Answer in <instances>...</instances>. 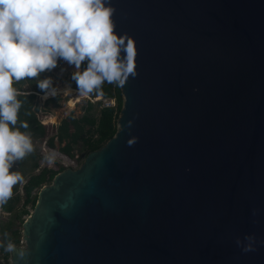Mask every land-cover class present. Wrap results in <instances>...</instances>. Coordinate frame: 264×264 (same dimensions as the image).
<instances>
[{
    "label": "water",
    "instance_id": "water-1",
    "mask_svg": "<svg viewBox=\"0 0 264 264\" xmlns=\"http://www.w3.org/2000/svg\"><path fill=\"white\" fill-rule=\"evenodd\" d=\"M106 3L135 46L117 131L0 264H264V0Z\"/></svg>",
    "mask_w": 264,
    "mask_h": 264
},
{
    "label": "clouds",
    "instance_id": "clouds-1",
    "mask_svg": "<svg viewBox=\"0 0 264 264\" xmlns=\"http://www.w3.org/2000/svg\"><path fill=\"white\" fill-rule=\"evenodd\" d=\"M113 11L106 0H0V203L23 181L20 171H10L13 162L33 150L30 134L21 130L28 122L16 126L22 100L14 80L51 69L58 58L75 66L71 75L82 96L99 94L106 81L122 85L135 75L134 40L113 31ZM51 84V77L37 81L41 89ZM46 158L52 161L55 152ZM247 239L243 250L254 247V238Z\"/></svg>",
    "mask_w": 264,
    "mask_h": 264
},
{
    "label": "trees",
    "instance_id": "trees-1",
    "mask_svg": "<svg viewBox=\"0 0 264 264\" xmlns=\"http://www.w3.org/2000/svg\"><path fill=\"white\" fill-rule=\"evenodd\" d=\"M85 65L86 63L83 64L84 67ZM26 82L35 84V76L24 77L19 81H13V84L20 90L19 86ZM69 82L77 87L75 80H70ZM90 94L91 96H113L117 99V104L115 107L99 106V110L93 112L92 109L95 107V103L89 100L83 115L76 116L70 113L62 119L57 126L56 132L52 135H48L46 124L41 121L37 114V111L43 108L37 100V95L33 92H19L17 98L22 100V103L18 110L16 126H19L21 120H26L28 122V127L26 129L21 128L22 131L28 132L34 137L47 138L49 148L54 151L58 150L60 155L65 158L75 157L74 149L78 144H81V147L85 149L88 154L90 151L100 148L116 133L121 104H123L121 86L115 82L110 83L106 81L102 84L99 94H97L95 90ZM60 98V96H55L47 99L44 108H48L47 106H51V104L55 103ZM102 103V100H99V104L101 105ZM57 143L59 145L58 147ZM33 158L34 162L32 164V169H38V171L29 174L23 184L24 198L22 207L19 211L17 210V204L22 199V195L19 192L20 182L12 186L11 195L1 203L4 211L13 214V217L8 221L0 220V250L3 252V256L6 259L9 257V248L7 244L9 242L18 243L22 236L21 229L15 225L13 219H19L23 224V215L30 213V209H28L27 206L29 204H32V207L35 206L39 189L45 183L51 182L56 173L66 168V166L62 164H59L57 169L47 165L40 167L36 154H33Z\"/></svg>",
    "mask_w": 264,
    "mask_h": 264
},
{
    "label": "rangeland",
    "instance_id": "rangeland-1",
    "mask_svg": "<svg viewBox=\"0 0 264 264\" xmlns=\"http://www.w3.org/2000/svg\"><path fill=\"white\" fill-rule=\"evenodd\" d=\"M84 63H86V61H82L81 66H80L81 70L84 67L83 66ZM74 71H76L75 66L73 64H69L67 61L61 58L58 65L54 66L51 69H45L44 71L38 73L35 76V84H33L32 82H26V83H22L21 86H19L20 87L19 92L21 93L33 92L37 95V100L40 102L41 107H43L42 109H39L37 111V114H38V117L41 119V121L44 124H46L48 128V135H52L53 133H55L57 126L60 124L62 119L68 116L70 113H73L76 116L83 115L88 101L89 100L93 101L89 97L91 96V94H89L87 96H82L81 99L77 101L75 106H71L69 104V100L70 98H72L73 96L77 94V92L75 91H71L69 93L57 91V93L55 94L47 95L48 89L55 87L56 90H58L60 87H63L66 83H69L74 88V90H77L79 92L78 87L72 85L69 82L70 80H74L71 75V73ZM45 77H51L52 84L49 85V87L46 89H41L38 87L37 81ZM50 96L51 97L60 96L61 98L58 99V101H56L55 103L51 104V106H47L48 108H44L46 105L45 102L47 101V99L51 98ZM91 97H94V96H91ZM94 103H95V107H93L92 110L93 112H97L99 110V106H101L102 104L101 105L99 104V100H94ZM53 116L56 117V121L50 120ZM31 139L33 143V150L27 153L23 158L19 159L18 161H14L10 168V171L13 169H16L20 171L22 175H24L23 181H21L19 185V192L22 195V199L17 204L18 211L22 207V204H23V198H24L23 184L24 182L26 178L29 176V174L38 171V169L36 170L32 169V164L34 162L33 154H36L39 160V163H40V167L47 165L55 169L58 168L59 164H62L65 166H71L74 168L79 167L83 163L87 155L86 150L81 147V144H78L75 146V149H74L75 157L65 158L60 155L58 150L54 151L49 148L48 143H47V138L44 139V138H38V137L31 136ZM58 146L59 145L57 143V147ZM53 152H55V158L52 161H49L46 157ZM48 183H51V182H47L45 184H48ZM27 208L30 209V212H31L33 210L32 204H29ZM0 212L2 213L0 216V220L2 219L4 221H8L10 218L13 217V214H9L1 210ZM28 215L29 214L23 215L22 219L25 220L28 217ZM13 221L15 225L19 227L22 231L23 224L20 222V220L13 219ZM3 255H4L3 252L0 250V257H2Z\"/></svg>",
    "mask_w": 264,
    "mask_h": 264
},
{
    "label": "built area",
    "instance_id": "built-area-1",
    "mask_svg": "<svg viewBox=\"0 0 264 264\" xmlns=\"http://www.w3.org/2000/svg\"><path fill=\"white\" fill-rule=\"evenodd\" d=\"M91 100H102V105L101 106H107V107H115V105L117 104V99L113 96H104V95H101V99H97L96 96L94 97H91ZM0 210L3 211V212H6L3 210L2 206H1V203H0ZM8 213V212H6ZM1 212H0V216H1ZM25 239L23 238V236H21L20 240L18 241V243H16L17 245H24ZM9 259V257L6 259L4 256L0 257V261H7Z\"/></svg>",
    "mask_w": 264,
    "mask_h": 264
},
{
    "label": "bare ground",
    "instance_id": "bare-ground-1",
    "mask_svg": "<svg viewBox=\"0 0 264 264\" xmlns=\"http://www.w3.org/2000/svg\"><path fill=\"white\" fill-rule=\"evenodd\" d=\"M50 89H48L47 95L52 94L51 91H50ZM57 91H62V92H65V93H69L71 91L77 92V94L75 96H73L72 98H70V100H69V104L71 106H75V104L77 103V101L80 100L81 97H82V95L77 90H74V88L69 83H66L63 87H60L58 90H56V93H57ZM77 97H79V98H77ZM96 97H97V99H101V95H98ZM70 101H71V103H70ZM50 120L51 121H56V117L53 116Z\"/></svg>",
    "mask_w": 264,
    "mask_h": 264
}]
</instances>
